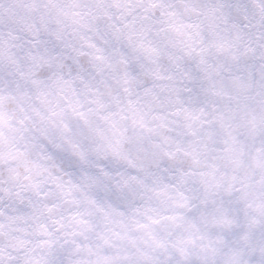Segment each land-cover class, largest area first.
<instances>
[{
	"label": "clouds",
	"instance_id": "9594fccd",
	"mask_svg": "<svg viewBox=\"0 0 264 264\" xmlns=\"http://www.w3.org/2000/svg\"><path fill=\"white\" fill-rule=\"evenodd\" d=\"M0 264H264V0H0Z\"/></svg>",
	"mask_w": 264,
	"mask_h": 264
}]
</instances>
